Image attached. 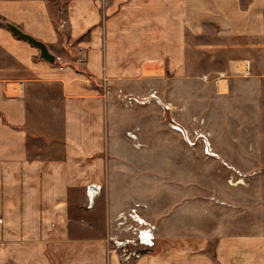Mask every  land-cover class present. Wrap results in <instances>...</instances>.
Listing matches in <instances>:
<instances>
[{
  "label": "rangeland",
  "instance_id": "obj_1",
  "mask_svg": "<svg viewBox=\"0 0 264 264\" xmlns=\"http://www.w3.org/2000/svg\"><path fill=\"white\" fill-rule=\"evenodd\" d=\"M203 29L196 37L185 32L180 52H165L159 75L100 84L111 114L101 149L75 154L84 158L74 166L84 182H69L67 208H3L0 264H93L101 257L111 264L113 255L134 264L139 260L120 258L111 240L122 230L119 214L133 208L155 233L143 257L186 243L221 264L222 237L264 233V74L253 67L245 77L229 75L218 54L221 67L210 63ZM62 55L54 63L76 66L73 51ZM64 137L52 134L53 160L71 156ZM92 183L101 185L93 202Z\"/></svg>",
  "mask_w": 264,
  "mask_h": 264
},
{
  "label": "crops",
  "instance_id": "obj_2",
  "mask_svg": "<svg viewBox=\"0 0 264 264\" xmlns=\"http://www.w3.org/2000/svg\"><path fill=\"white\" fill-rule=\"evenodd\" d=\"M4 21L46 43L56 60L73 51L76 66L41 58ZM204 27L210 63L224 62L229 75L264 74V0H0V211L67 208L69 182L85 180L75 154L105 143L111 96L100 84L159 75L165 52H180L185 32L196 37ZM54 132L71 156L49 155ZM57 242L63 251L68 240ZM185 244L159 246L134 264L213 263ZM218 246L221 264H264V233L222 237Z\"/></svg>",
  "mask_w": 264,
  "mask_h": 264
},
{
  "label": "built area",
  "instance_id": "obj_3",
  "mask_svg": "<svg viewBox=\"0 0 264 264\" xmlns=\"http://www.w3.org/2000/svg\"><path fill=\"white\" fill-rule=\"evenodd\" d=\"M100 189L101 185L92 183L87 188V194H90V190L98 194ZM128 217L131 220H128ZM118 219L121 220L119 226L122 230L120 234L111 238L114 249L123 260L136 262L143 257V250H148L155 244L153 226L145 225V220L137 213L136 208L127 215L122 212Z\"/></svg>",
  "mask_w": 264,
  "mask_h": 264
},
{
  "label": "water",
  "instance_id": "obj_4",
  "mask_svg": "<svg viewBox=\"0 0 264 264\" xmlns=\"http://www.w3.org/2000/svg\"><path fill=\"white\" fill-rule=\"evenodd\" d=\"M5 25L17 36L29 41L31 44L36 46L40 51V57L47 60L50 63H54L56 61V56L49 50V47L43 41L35 38L31 34L22 30L16 24L5 21Z\"/></svg>",
  "mask_w": 264,
  "mask_h": 264
},
{
  "label": "bare ground",
  "instance_id": "obj_5",
  "mask_svg": "<svg viewBox=\"0 0 264 264\" xmlns=\"http://www.w3.org/2000/svg\"><path fill=\"white\" fill-rule=\"evenodd\" d=\"M96 193H94L93 190H90V194H88L89 199H91L92 202H93L94 198L97 196Z\"/></svg>",
  "mask_w": 264,
  "mask_h": 264
}]
</instances>
